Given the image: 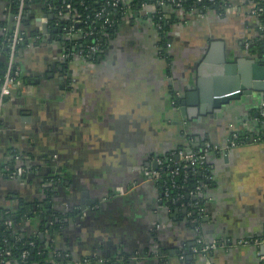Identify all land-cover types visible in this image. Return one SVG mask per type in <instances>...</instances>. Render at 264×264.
Returning a JSON list of instances; mask_svg holds the SVG:
<instances>
[{
  "label": "crops",
  "instance_id": "1",
  "mask_svg": "<svg viewBox=\"0 0 264 264\" xmlns=\"http://www.w3.org/2000/svg\"><path fill=\"white\" fill-rule=\"evenodd\" d=\"M58 2L37 0L27 9L28 38L16 63L31 89L3 104L0 162L13 154L17 166L32 169L0 172V209L45 201L76 210L51 240L53 252L64 254L59 264H264L252 245L194 255L185 207L171 206L161 184L143 174L161 156L203 141L222 144L235 133L238 145L205 157L210 184L199 193L198 226L207 242L264 233V48L252 1L225 0L220 12L178 10L165 39L149 5L139 22L121 23L101 52L70 59ZM12 27L9 0H0V61ZM234 77L252 87L239 85L235 98L214 106L215 86ZM52 171L60 180L47 197L42 181ZM39 222L21 227L43 234V242Z\"/></svg>",
  "mask_w": 264,
  "mask_h": 264
},
{
  "label": "trees",
  "instance_id": "2",
  "mask_svg": "<svg viewBox=\"0 0 264 264\" xmlns=\"http://www.w3.org/2000/svg\"><path fill=\"white\" fill-rule=\"evenodd\" d=\"M18 0H9L12 12L15 11ZM37 0L27 1L25 12L23 14L21 28L27 36L26 23L28 21L27 9L28 6ZM40 1V0H38ZM48 1V0H43ZM65 2L70 3L72 10L68 19L59 20V24L62 30L63 28H67L71 25V17L73 15L77 16L78 19L82 20L79 24H74V26L85 29L86 27H91L93 34L91 36H83L79 39H66V46L68 51H74V53L78 51H86V46L92 42L94 38H97L100 42V50L104 48L106 40L110 38L117 31L118 27L122 23L123 16L114 8L108 6L107 9L111 12L109 15H101L95 19L94 22V11H97L101 5L105 4L106 0H64ZM135 9H140L142 1L146 0H131ZM178 1V0H174ZM181 2V7L178 8L174 6L171 0H163L164 4L162 6H155L154 17L152 21H158V17L160 15H164L165 18L160 21L161 29L160 35L164 37L167 34L168 26L173 21V17L178 10L185 12H190L193 9L198 10H216L218 12L224 9L225 0H179ZM252 3H256V5L263 7L264 9V0H251ZM62 0H59L58 3H61ZM107 19V20H106ZM112 19L113 21H117L114 25H110L108 20ZM259 20H264V10L259 17ZM64 30L61 32L63 33ZM263 41V39H261ZM25 45L23 42L19 48ZM1 48V46H0ZM4 51V55L2 61H0V85L3 80L4 68L6 66V50ZM101 52V51H100ZM98 54V53H97ZM96 54H93L94 56ZM89 56H87L88 58ZM91 57V56H90ZM23 81H26V77L20 76ZM5 102V100H4ZM1 126V122H0ZM238 143L242 141L241 136L238 135ZM196 148L193 147V150ZM178 152V151H176ZM163 161V166L161 169L162 177L160 184H164L167 187L168 198L165 200L171 206H183L186 209L193 213L196 217L198 212V207H202L203 201L201 199H193L189 197V193L195 190L197 185H202V189L204 186L210 184V181L207 179L210 175L209 171L206 168V165L203 166L205 168L199 169L197 165H190L187 162H177L174 159V155L169 153L164 156L159 157ZM178 167V173L173 176V180L175 186H171L170 181V170ZM5 168L8 171H13L16 169H23L24 172L22 175H25L27 172L31 171L32 167L27 166L26 163L22 166H17L16 161L14 160V155L12 154L7 161L3 163L0 162V172L4 175H7L5 172ZM29 174V173H27ZM58 174L53 171L49 174H45L42 183L47 182L46 186L44 185V192L47 197L52 196V193L56 190L59 183ZM162 182V183H161ZM162 188V186H160ZM163 189V188H162ZM182 195V198L176 201L172 199L177 195ZM46 200H49L47 198ZM45 201H35L33 203L21 202L20 206L14 210H3L0 209V264H59L62 260H64V254L62 251L56 250L57 253L53 252L52 246V238H54L57 234L61 233V231L68 225L70 219L76 214V210H71L67 212H62L61 210L55 209L52 206L44 203ZM48 205V207H47ZM40 219V230L47 231L46 241L37 242L38 235H28L22 226V221L29 220L32 218ZM10 220L11 225L6 226L4 224L5 221ZM48 241V242H47ZM32 243V244H29ZM26 250L27 254L25 257L22 256V252ZM6 251L9 254H6ZM123 258H127L125 253H121ZM53 262V263H52Z\"/></svg>",
  "mask_w": 264,
  "mask_h": 264
},
{
  "label": "built area",
  "instance_id": "3",
  "mask_svg": "<svg viewBox=\"0 0 264 264\" xmlns=\"http://www.w3.org/2000/svg\"><path fill=\"white\" fill-rule=\"evenodd\" d=\"M27 1L30 0H18L17 5L15 8V11L13 12V27L9 30L7 35L5 36L6 40V66L4 68V73H3V80L0 85V120H1V115H2V108L4 104V100L7 98H12L16 91L19 89L21 90H30L31 86L29 84H25L23 80L20 78L21 76V71L20 67L16 63V55H17V50L19 46L27 41V36H25V33L23 32L21 28L22 24V19H23V14L25 12V7ZM174 4V6L180 8L181 7V2L171 0ZM199 1V0H198ZM212 1V0H208ZM47 3V1H45ZM164 4L163 0H146L142 1L140 9H135L133 6V3L131 0H106L105 4L101 5L100 8L97 11H94V19L92 22L95 21L96 18H98L101 15H109L111 12L109 9H107L108 6L114 8L117 10V13H120L123 18H122V23L123 22H130V23H137L139 22L140 19V13L142 10H144L145 7L149 5L153 6H162ZM56 10L58 12V15L62 19H68L72 10V7L70 3L65 2L62 0L61 3H58L56 5ZM263 7L256 5V3H253L252 8L250 10L251 15H253L257 20H258V29L261 34V39H263L264 42V20H259V17L261 16L263 12ZM155 13V12H154ZM154 13L152 16V19L154 17ZM164 15H160L157 19L158 21H153L154 26L159 30L161 29L160 21L164 19ZM107 20V19H106ZM71 25L68 26L67 28H63L62 30L65 38L69 41L72 39H75L76 35L83 37V36H91L93 34V31L91 27H86L85 29L79 28L74 26V24H79L82 22V20L78 19L77 16L73 15L71 17ZM110 25H114L117 21H113L112 19L108 20ZM100 50V42L98 41L97 38H94L90 44L86 46V51H78L77 54L80 55L83 58H87V56H92L93 54L99 53ZM74 51H67L65 53V58L70 59L74 55ZM240 90L237 89L233 92L229 93H224L221 95H216L215 97L217 98H223L227 97L231 94L238 93ZM177 94L174 95L173 97V102L174 99L176 98ZM259 118L261 123L264 125V103L260 105L259 110ZM1 130V126H0ZM238 135L233 133L230 135L226 141L222 144H211L209 141H203L200 145L195 147L196 149L193 150L191 149L188 151V153L185 154V152L178 151L175 154L179 155V160H175L177 162H187L190 165H197L199 169L205 168L203 165L205 164V157L208 153L213 152V153H225L227 152L228 149L235 147L238 145ZM181 158V159H180ZM157 163V168L156 169H151V168H145L143 170V174L146 179H153L156 180L157 182L160 183L162 173L161 169L163 166V161L160 158L156 159ZM207 168V166H206ZM6 174L9 175L10 177H15L18 176L22 173L21 169L13 170V171H8V169L5 168ZM178 173V167H175L170 170V185L175 186L173 176ZM162 183V182H161ZM162 186V191H163V196L164 198H168V191L167 187L164 184ZM202 190V185H197L195 187V190L189 193V197L193 199L198 198V194ZM182 198V195H177L175 198H173V201L179 200ZM186 209V207H185ZM198 212H196L197 216L195 217L192 212L188 211L186 209V216L189 219V221L193 224L194 226V233H195V243L191 248V252L194 255H198L201 257H206V255L211 252L212 250H215L219 246H227L229 244H233L234 246H246V245H252L255 248L259 249V258L260 260L264 261V233L260 236H252V237H240L235 240H223V241H218V240H212L210 242H207L203 239L200 228L198 226V221L202 215V207H198ZM6 226L11 225V221L7 220L4 222ZM47 232V231H45ZM32 244V243H29ZM181 253H184L183 251ZM6 254L8 255L9 252L6 251ZM27 254V251L24 250L22 252V256L25 257ZM58 255V254H55ZM182 257V255H181Z\"/></svg>",
  "mask_w": 264,
  "mask_h": 264
},
{
  "label": "water",
  "instance_id": "4",
  "mask_svg": "<svg viewBox=\"0 0 264 264\" xmlns=\"http://www.w3.org/2000/svg\"><path fill=\"white\" fill-rule=\"evenodd\" d=\"M54 31H56V30L54 29ZM262 47L264 48V42L262 43ZM239 85H241L242 87H252L251 86L252 84L249 83L248 79H237V78L234 77L231 82L224 83V84L220 83L218 86H215V88L213 89V94L216 96V95H221V94H224V93L233 92V91L236 90L237 86H239ZM253 88H256V85H254ZM236 94L237 93H234V94H231V95H229L227 97H223V98H217V97L214 96L213 105L216 106V107H220L222 105V103H225V102L235 98ZM188 96H190L189 93L187 94V99L189 98ZM182 103L185 104L187 102H186V100H184V101H182ZM187 113L191 114L190 110H187ZM186 153H188V152H185V154ZM174 159L178 160L179 159V155L175 154L174 155ZM150 165H151L152 169H156L157 168V163L156 162H153ZM198 197H201V194H198ZM81 210H84L83 206L81 207ZM184 212H186V209H184ZM38 238H39V240H37V242L38 241L42 242V240L44 239V235L40 234Z\"/></svg>",
  "mask_w": 264,
  "mask_h": 264
}]
</instances>
